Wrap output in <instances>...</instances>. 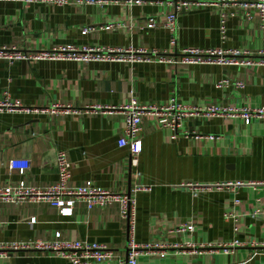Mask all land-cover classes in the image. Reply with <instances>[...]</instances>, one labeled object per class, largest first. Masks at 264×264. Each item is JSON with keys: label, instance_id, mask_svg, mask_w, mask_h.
<instances>
[{"label": "crops", "instance_id": "0c3cea01", "mask_svg": "<svg viewBox=\"0 0 264 264\" xmlns=\"http://www.w3.org/2000/svg\"><path fill=\"white\" fill-rule=\"evenodd\" d=\"M237 10L228 5L205 6L179 13L176 49L220 47L256 53L264 48V18L257 14L250 20L241 12L227 15L222 36L221 13ZM171 11L169 0L63 4L0 0V47H132L175 56L163 24ZM83 28L88 29L85 34ZM224 79L227 84L220 85ZM236 81L243 86L236 87ZM4 93L26 106L58 103L76 112H0V186L20 179L40 187L54 183V157L61 150L70 162L69 185L91 181L118 193H127L135 184L149 186L134 195L136 243L196 245L195 249H167L163 257L143 251L137 264H264V186L235 190L216 186L235 180L264 181V117L193 116L172 133L152 116H144L138 134L142 149L134 167L128 149L118 146L123 113L93 109L117 107L132 97L144 105L174 98L196 107L264 106L263 66L0 60V99ZM10 159H27L30 166L20 174L8 167ZM182 224H192L194 231L169 232ZM56 232L63 239L105 245L113 252V261L126 257L128 223L121 219L116 203L87 210L77 202L71 216L60 215L45 202L0 203V242L49 240ZM236 238L243 245L231 246L228 252L197 248L200 243H230ZM0 264L70 263L51 252L31 250L1 255Z\"/></svg>", "mask_w": 264, "mask_h": 264}, {"label": "built area", "instance_id": "2783aa9c", "mask_svg": "<svg viewBox=\"0 0 264 264\" xmlns=\"http://www.w3.org/2000/svg\"><path fill=\"white\" fill-rule=\"evenodd\" d=\"M56 4H63L69 0H46ZM77 2L95 0H75ZM98 2H109L112 0H97ZM172 11L166 14L164 27L170 33L169 44L174 47L175 56L169 55L166 51L145 49H134L132 47H94L87 45L75 46L71 44L51 47L50 49L39 50H22L16 47H0V60H5L8 63L14 61H39V60H71L77 62H125L136 63L154 61L165 64H217V65H232V66H263L264 67V48L258 49L256 53L249 52L245 49H223V48H194L183 47L176 49V17L181 12H186L194 7L205 6H232L237 8V12H223L220 18V32L223 36L225 32L224 19L227 15L232 16L241 12L246 20L253 18L257 14L262 19L264 18V0H169ZM148 27H153V19L149 20ZM87 28L82 29L85 34ZM227 80L220 81V85L227 84ZM234 85L238 88L243 86L242 81H236ZM93 109L101 111H121L123 113L124 128L123 136L118 139V146L126 147L129 151L132 166L137 167L138 155L141 152L142 144L138 137L141 129V121L144 116H152L154 121L162 128L169 129L172 133L178 131L189 117L199 116L208 118L214 115L221 117H239L244 119L264 117V106H214L196 107L185 105L177 102L176 99L170 98L167 103L159 105H144L140 104L135 98L117 106V107H100L96 106ZM0 112H18L23 114H42V113H68L76 112L71 110L69 106H64L58 103L51 104L50 107H30L24 105L18 99H11L8 94L4 93L0 99ZM56 167L57 180L47 186H35L28 184L25 180L20 179L16 183L0 186V203L6 204H21V203H40L45 202L57 209L62 216H71L74 205L81 202L87 210L93 207H105L116 203L119 205V214L121 219L127 221L129 235L127 241V255L125 259H114L113 252L105 245L96 241L87 240H69L63 239L60 232H56L52 239L49 240H31L0 242V256L14 251H47L53 255L66 259L70 264H137L138 257L145 252L158 253L160 257L166 255L167 249L176 250L182 247L195 249V244L185 241L182 244H169L160 241L147 242L138 244L133 238L134 219H135V194L138 191L149 189L148 185L135 184L130 189V194L118 193L110 191L106 188L95 186L91 181H86L81 185H69L70 178V162L67 154L64 151H57L54 157ZM30 166L27 159H10L8 167L11 170H17L23 174ZM263 185L264 181H226L218 183L216 186H228L232 189L244 186ZM190 186H198L192 185ZM238 201L235 200V203ZM32 217L30 223H34ZM192 224H182L178 227L169 229L171 234H185L193 232ZM234 231L238 232V228L234 227ZM243 241L239 238L234 239L230 243L208 242L197 245L199 249H222L228 252L232 246H242ZM252 245V244H251Z\"/></svg>", "mask_w": 264, "mask_h": 264}, {"label": "water", "instance_id": "95a60500", "mask_svg": "<svg viewBox=\"0 0 264 264\" xmlns=\"http://www.w3.org/2000/svg\"><path fill=\"white\" fill-rule=\"evenodd\" d=\"M127 195H129L130 194V188H128V190H127V193H126ZM126 255H127V248H126ZM125 260H126V257H125Z\"/></svg>", "mask_w": 264, "mask_h": 264}]
</instances>
